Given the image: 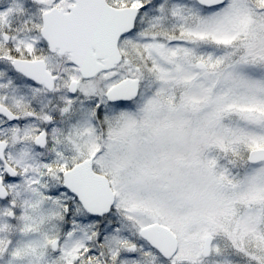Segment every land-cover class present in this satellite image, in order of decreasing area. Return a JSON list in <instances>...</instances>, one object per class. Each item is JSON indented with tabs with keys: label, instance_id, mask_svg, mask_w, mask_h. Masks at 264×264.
I'll return each mask as SVG.
<instances>
[{
	"label": "snow or ice",
	"instance_id": "obj_1",
	"mask_svg": "<svg viewBox=\"0 0 264 264\" xmlns=\"http://www.w3.org/2000/svg\"><path fill=\"white\" fill-rule=\"evenodd\" d=\"M0 264H264V0H0Z\"/></svg>",
	"mask_w": 264,
	"mask_h": 264
}]
</instances>
